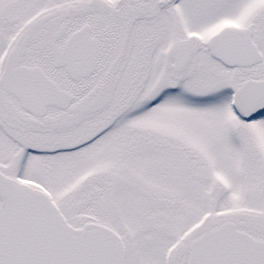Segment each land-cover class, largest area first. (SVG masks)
Returning <instances> with one entry per match:
<instances>
[{
    "label": "snow or ice",
    "instance_id": "6c2138e0",
    "mask_svg": "<svg viewBox=\"0 0 264 264\" xmlns=\"http://www.w3.org/2000/svg\"><path fill=\"white\" fill-rule=\"evenodd\" d=\"M0 264H264V0H0Z\"/></svg>",
    "mask_w": 264,
    "mask_h": 264
}]
</instances>
